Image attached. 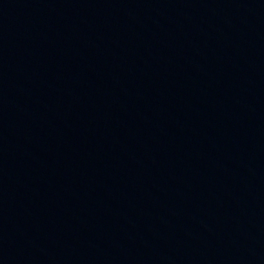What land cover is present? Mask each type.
<instances>
[{"label": "water", "instance_id": "95a60500", "mask_svg": "<svg viewBox=\"0 0 264 264\" xmlns=\"http://www.w3.org/2000/svg\"><path fill=\"white\" fill-rule=\"evenodd\" d=\"M0 264H264V0H0Z\"/></svg>", "mask_w": 264, "mask_h": 264}]
</instances>
